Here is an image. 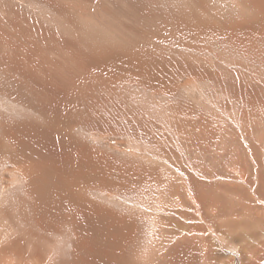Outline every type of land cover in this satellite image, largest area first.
Wrapping results in <instances>:
<instances>
[{"label":"rangeland","instance_id":"374dc122","mask_svg":"<svg viewBox=\"0 0 264 264\" xmlns=\"http://www.w3.org/2000/svg\"><path fill=\"white\" fill-rule=\"evenodd\" d=\"M183 260L264 264V0H0V264Z\"/></svg>","mask_w":264,"mask_h":264},{"label":"bare ground","instance_id":"6f19581e","mask_svg":"<svg viewBox=\"0 0 264 264\" xmlns=\"http://www.w3.org/2000/svg\"><path fill=\"white\" fill-rule=\"evenodd\" d=\"M23 128V127H22ZM52 137V136H51ZM57 138V137H56ZM59 143V142H58ZM61 147V146H60ZM79 158V157H78ZM75 159V158H74ZM83 159V158H82ZM89 159V158H88ZM98 159V158H97ZM69 160V159H68ZM71 160V159H70ZM98 161V160H97ZM86 164H87V162H85ZM72 165V164H71ZM70 165V166H71ZM74 165H77V164H74ZM80 165V164H79ZM69 166V165H68ZM81 166V165H80ZM91 166V165H90ZM82 167V166H81ZM84 167V166H83ZM76 168V167H75ZM79 168V167H78ZM84 169V168H83ZM91 169H92V167H91ZM94 169V168H93ZM80 170V169H79ZM75 171V170H74ZM84 171V170H83ZM93 171V170H92ZM67 172V171H66ZM74 175V174H73ZM124 175V174H123ZM88 206V205H87ZM89 206H91V205H89ZM82 209V208H81ZM85 209V208H84ZM87 209V208H86ZM95 210V209H94ZM88 211V210H87ZM79 212H81L80 210H79ZM82 212H83V210H82ZM81 212V213H82ZM86 212V211H85ZM84 212V213H85ZM94 212V211H93ZM95 212H96V210H95ZM80 213V214H81ZM97 213V212H96ZM106 215H108V214H106ZM108 225H110V224H108ZM170 226V225H169ZM112 231V230H111ZM121 231V230H120ZM188 231V230H187ZM124 232V231H123ZM133 232V231H132ZM121 233V232H120ZM125 234H126V232H124ZM188 233V232H187ZM215 234V233H214ZM121 235V234H120ZM219 238H220V236H218ZM180 238V237H179ZM181 239V238H180ZM220 240V239H219ZM222 240V239H221ZM129 241V240H128ZM176 241V240H175ZM174 241V242H175ZM221 243V242H220ZM175 244V243H174ZM226 244H228V242L226 243ZM222 245V244H221ZM175 246V245H174ZM107 247H109V246H107ZM172 247V246H171ZM227 247H230V246H227ZM232 248V247H231ZM203 249V248H202ZM256 251V250H255ZM184 252V251H183ZM249 252V251H248ZM145 253V252H144ZM249 253H251V252H249ZM146 254V253H145ZM155 254V253H154ZM155 255H158V254H155ZM192 255V254H191ZM246 255V254H245ZM249 255V254H248ZM254 255V254H253ZM138 256V255H137ZM187 256V255H186ZM183 257V256H182ZM241 258V257H240ZM252 258V257H251ZM250 258V259H251ZM189 259H191V258H189ZM246 259V258H245ZM257 259V258H256ZM176 260V259H175ZM184 261V260H183ZM182 261V262H183ZM243 261V260H242ZM185 262V261H184ZM232 262V261H231ZM177 263H178V261H177ZM186 263V262H185ZM186 264H189V263H186ZM243 264V263H242ZM245 264H249V263H245Z\"/></svg>","mask_w":264,"mask_h":264}]
</instances>
